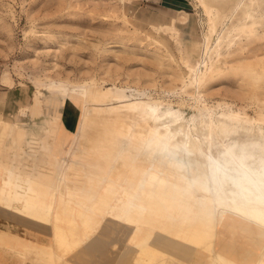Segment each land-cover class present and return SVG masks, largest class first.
I'll use <instances>...</instances> for the list:
<instances>
[{
    "label": "rangeland",
    "instance_id": "1",
    "mask_svg": "<svg viewBox=\"0 0 264 264\" xmlns=\"http://www.w3.org/2000/svg\"><path fill=\"white\" fill-rule=\"evenodd\" d=\"M6 91L16 104L0 117V210L47 236L0 232L23 262L209 248L188 239L211 232L217 212L213 237L228 232L247 264H264V177L253 178L264 169V0H0V104ZM63 106L77 109L70 133ZM35 116L40 139L20 125ZM87 116L105 127L79 129ZM78 155L96 169L73 167ZM244 184L213 208L210 186Z\"/></svg>",
    "mask_w": 264,
    "mask_h": 264
},
{
    "label": "crops",
    "instance_id": "2",
    "mask_svg": "<svg viewBox=\"0 0 264 264\" xmlns=\"http://www.w3.org/2000/svg\"><path fill=\"white\" fill-rule=\"evenodd\" d=\"M9 94L10 93L8 91L5 92V97L7 100L0 104V117L3 119L5 118L2 116H4V114H9L10 110H12L16 104L15 99H11ZM67 109L68 106H63L61 108L62 116L60 118V122L62 129L70 133L76 128L79 118L77 109ZM38 120L39 116L23 117L20 118V125L28 126L26 128L40 139L44 136L43 127L45 122L44 120ZM11 123L15 122L11 121ZM7 144L10 143L8 142ZM76 152L79 154L81 150L77 149ZM79 157L81 156L78 155V158ZM80 160V158L76 161L74 160L73 167L87 171L89 170V172H93V170L96 169L94 165H83L80 163ZM94 164L100 168V165L96 164V162ZM4 172L5 171L3 169L1 174H4ZM87 175L93 176L91 173ZM104 178L105 176L101 179V182H104ZM1 194L2 187L0 185V197ZM0 232L18 236L31 243L46 244L47 242V236L41 229L26 226L16 218L10 217L9 213L5 209L0 210ZM232 243L233 242L230 234L225 232L223 233L222 237L216 238L214 240V248H120L118 264H140L141 261L145 264L148 259H151L150 264H205L209 257H215L217 254H221L222 256L228 258L234 264L248 263L251 258L250 254L248 253V248H236L232 246ZM26 251L30 252V255H28L29 259H36V254L32 249ZM17 253V249L0 245V264H34L29 260L23 262ZM57 258H60L61 260V257L57 256ZM114 258H116V254L114 255ZM82 261L83 263L86 262V260ZM70 262L77 264L74 259L70 260ZM89 262L92 261L89 260Z\"/></svg>",
    "mask_w": 264,
    "mask_h": 264
},
{
    "label": "bare ground",
    "instance_id": "3",
    "mask_svg": "<svg viewBox=\"0 0 264 264\" xmlns=\"http://www.w3.org/2000/svg\"><path fill=\"white\" fill-rule=\"evenodd\" d=\"M217 2V1H221V0H199V2H200V4H202L203 6H206L208 3H210V2ZM222 1H225V0H222ZM257 8V7H256ZM71 98V97H70ZM99 125L100 126H103V127H105V125L106 124H104L103 122H99L97 119H95L94 117H91V116H87V118H86V121H85V124H84V127H80L79 129H81V130H83V129H86V130H89V131H91V130H93V129H98L99 128ZM148 126L149 127H151V121H148ZM80 131V130H79ZM78 131V132H79ZM78 132H77V134L76 133H73V139H77L78 138ZM113 139V138H112ZM74 141V140H73ZM81 140H79V142H80ZM75 142V141H74ZM248 146L246 147V146H243L242 148H241V152H245V151H248ZM224 149V148H223ZM117 163H119V164H117V165H115V170L113 171V172H111V174H110V177L112 178V179H114V178H117V177H120V175H119V171L121 170V167H122V164H121V160H119V162H117ZM119 167V169H117ZM211 176V173L209 174V175H207V177L209 178ZM261 176H263L264 177V169H261V170H259L258 171V174L254 177L253 176V178H256V177H261ZM121 184V182H118V184H117V186H119ZM246 184V183H245ZM245 184L244 185H239L238 186V188L236 189V190H233V191H230L229 193H224V192H221V191H218L217 189H216V187L215 186H210V188H211V192L212 193H214V196H216V199H215V202L213 203V208L214 209H219V206L224 202V200L226 199V197H228V196H230V197H232L234 194H237L239 191H240V189H242L244 186H245ZM136 187V186H135ZM116 188V187H115ZM135 189V188H134ZM131 191H133V192H131ZM128 193L129 194H131V193H133L134 194V190H132V188H129V191H128ZM136 194H134V195H138V196H140L141 197V199L144 197L143 196V193L140 191V193H139V191H137V192H135ZM252 194V193H251ZM250 195V193L249 194H246V197H245V199H248L247 198V196H249ZM124 197H125V195H124ZM170 197V196H169ZM174 198H175V195L173 196ZM177 202V201H176ZM168 203H170V202H168ZM203 204V203H202ZM169 205V204H168ZM178 205V204H177ZM171 206V205H170ZM179 206H180V204H179ZM185 207V206H184ZM170 208V207H169ZM168 208V209H169ZM232 208V211L233 212H235V213H237V212H239V209L237 208V209H235L234 207H231ZM185 209V208H184ZM168 213V212H167ZM170 213V212H169ZM163 215V214H162ZM214 215H215V220H214V223H213V225H212V228H211V232H206V234H200V235H192L189 239H188V241L190 242V243H193V244H198V245H200L201 243H204V244H206V245H208L209 246V248H214V240H215V237H213V233H215L216 231L217 232H219V230H218V227H219V220H218V218H217V212L216 213H214ZM168 216V215H167ZM178 219V218H177ZM185 219H187V218H185ZM181 220V219H180ZM163 221V220H162ZM191 225H193V224H191ZM185 226V225H184ZM183 227V226H182ZM189 227V226H188ZM195 227V226H194ZM197 227V226H196ZM170 229V228H169ZM172 229V228H171ZM174 230H175V228H174ZM184 230V229H183ZM178 231V230H177ZM170 233V232H169ZM190 233V232H189ZM182 234V233H181ZM183 236V235H182ZM264 249V248H263ZM263 251V250H262ZM264 253H262V254H260V255H263ZM60 262V258H57V263H59ZM210 264H234L233 262H231V260H224V256H222L221 254H217L215 257H213L212 256V259H211V263ZM247 264V263H246Z\"/></svg>",
    "mask_w": 264,
    "mask_h": 264
}]
</instances>
